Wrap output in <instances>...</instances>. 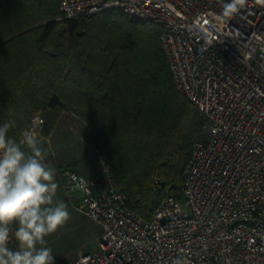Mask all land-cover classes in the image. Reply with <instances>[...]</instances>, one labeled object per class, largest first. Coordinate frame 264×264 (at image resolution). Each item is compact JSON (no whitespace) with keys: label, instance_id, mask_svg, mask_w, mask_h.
<instances>
[{"label":"built area","instance_id":"built-area-1","mask_svg":"<svg viewBox=\"0 0 264 264\" xmlns=\"http://www.w3.org/2000/svg\"><path fill=\"white\" fill-rule=\"evenodd\" d=\"M56 1L57 20L118 8L163 27L176 89L202 117L183 204L165 197L150 221L126 207L108 166L105 186L65 168L77 211L101 230L99 248L67 264H264V3L225 19L221 0Z\"/></svg>","mask_w":264,"mask_h":264},{"label":"trees","instance_id":"trees-1","mask_svg":"<svg viewBox=\"0 0 264 264\" xmlns=\"http://www.w3.org/2000/svg\"><path fill=\"white\" fill-rule=\"evenodd\" d=\"M56 0L0 6V125L20 140L34 116L48 137L63 113L86 123L97 149L146 221L162 200L179 201L182 174L202 117L176 89L160 38L163 27L118 8L57 20Z\"/></svg>","mask_w":264,"mask_h":264},{"label":"clouds","instance_id":"clouds-1","mask_svg":"<svg viewBox=\"0 0 264 264\" xmlns=\"http://www.w3.org/2000/svg\"><path fill=\"white\" fill-rule=\"evenodd\" d=\"M221 3L222 17L228 19L247 0ZM13 126L14 121L0 125V264H56L46 238L63 228L71 214L57 198L56 169L46 163L38 137L25 131L17 141L8 135Z\"/></svg>","mask_w":264,"mask_h":264},{"label":"rangeland","instance_id":"rangeland-1","mask_svg":"<svg viewBox=\"0 0 264 264\" xmlns=\"http://www.w3.org/2000/svg\"><path fill=\"white\" fill-rule=\"evenodd\" d=\"M34 117L43 119L40 116ZM33 118L30 127L32 126ZM45 125L44 121L36 126L35 133L40 141V146L46 151V163L56 169V182L59 185L57 198L67 204L71 214V219L63 228L46 238L47 246L52 249L53 255L56 256V264H67L76 259L81 253L96 251L99 248L101 235L99 226L77 211V195L68 192L67 180L63 175L65 168L78 172L77 163L80 161L77 158H84V154L89 150L85 142L83 143V133L87 126L82 119L68 113L61 115L48 137L43 134ZM199 135L196 139H198ZM81 136L83 141H81ZM99 162L104 179H106L105 166L108 165L102 157ZM179 200H181V192ZM180 203L181 205L183 204L182 200Z\"/></svg>","mask_w":264,"mask_h":264},{"label":"crops","instance_id":"crops-1","mask_svg":"<svg viewBox=\"0 0 264 264\" xmlns=\"http://www.w3.org/2000/svg\"><path fill=\"white\" fill-rule=\"evenodd\" d=\"M81 141H83L82 136ZM85 145L89 147V150H87L86 154H84V158H77L80 161L77 163L78 172L84 174L87 177L96 179L101 186H104L105 179L103 176L101 164L99 162V159H101V157L95 148L87 145L86 143Z\"/></svg>","mask_w":264,"mask_h":264},{"label":"water","instance_id":"water-1","mask_svg":"<svg viewBox=\"0 0 264 264\" xmlns=\"http://www.w3.org/2000/svg\"><path fill=\"white\" fill-rule=\"evenodd\" d=\"M7 41H8V40H6L5 42H7ZM5 42L1 43L0 46L3 45ZM117 191H119V189H117Z\"/></svg>","mask_w":264,"mask_h":264}]
</instances>
